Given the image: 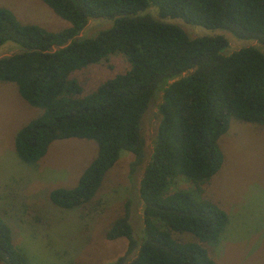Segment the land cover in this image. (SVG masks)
Listing matches in <instances>:
<instances>
[{
    "label": "trees",
    "instance_id": "16d2710c",
    "mask_svg": "<svg viewBox=\"0 0 264 264\" xmlns=\"http://www.w3.org/2000/svg\"><path fill=\"white\" fill-rule=\"evenodd\" d=\"M41 1L68 24L49 30L0 6V46L20 47L0 58V81L13 82L18 94L41 110L16 131L17 156L30 164L54 140L94 141L95 156L77 183L48 193L61 209L86 206L122 151L135 157L131 172L142 162V119L161 92L152 152L137 188L143 227L137 238L125 204L104 233L110 240H127L124 254L111 264H215L207 244L220 240L228 215L202 192L223 163L219 138L230 120L264 127V51L248 45L225 53V36L190 37L162 18L225 30L264 46V0ZM150 6L159 18L145 12ZM90 19L111 23L79 37ZM114 53L126 57L128 68L82 93L70 74ZM182 181L188 186L175 188ZM16 246L0 215V264H33Z\"/></svg>",
    "mask_w": 264,
    "mask_h": 264
},
{
    "label": "rangeland",
    "instance_id": "374dc122",
    "mask_svg": "<svg viewBox=\"0 0 264 264\" xmlns=\"http://www.w3.org/2000/svg\"><path fill=\"white\" fill-rule=\"evenodd\" d=\"M0 6L10 9L23 22L49 30H60L68 24L41 0H0ZM145 12L159 18L154 6ZM162 19L180 25L190 37L225 36L228 40L225 53L248 45L264 51V46L256 40L238 39L225 30L206 29L180 18ZM110 23L106 19H90L78 36L94 35ZM19 50L18 45L5 43L0 46V58ZM127 68L126 57L114 53L70 75L82 86V93L87 94L101 81ZM160 98L161 92L154 95L142 119V162L131 172L135 157L122 151L92 201L83 207L64 210L49 201L48 193L53 188H70L77 183L95 156L96 144L89 139H57L37 162H23L14 150L15 133L41 110L29 105L13 82L0 81V215L11 228L13 243L31 263L111 264L124 254L127 240H110L104 233L125 204L130 210L133 232L139 238L143 218L137 188L152 152ZM219 145L224 160L219 171L204 185L202 196L218 203L227 212L228 222L220 240L208 243L207 248L215 264H264V127L231 119L227 131L219 138ZM187 186L182 181L175 188Z\"/></svg>",
    "mask_w": 264,
    "mask_h": 264
}]
</instances>
